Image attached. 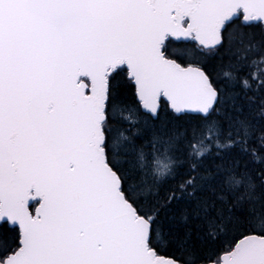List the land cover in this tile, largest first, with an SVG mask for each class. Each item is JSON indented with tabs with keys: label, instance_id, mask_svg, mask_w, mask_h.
Returning <instances> with one entry per match:
<instances>
[{
	"label": "snow or ice",
	"instance_id": "6c2138e0",
	"mask_svg": "<svg viewBox=\"0 0 264 264\" xmlns=\"http://www.w3.org/2000/svg\"><path fill=\"white\" fill-rule=\"evenodd\" d=\"M0 264H264V0H0Z\"/></svg>",
	"mask_w": 264,
	"mask_h": 264
}]
</instances>
